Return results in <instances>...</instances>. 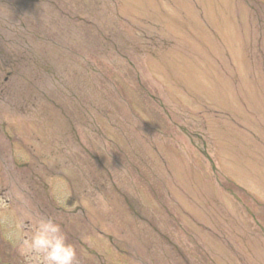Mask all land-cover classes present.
<instances>
[{
  "label": "rangeland",
  "instance_id": "1",
  "mask_svg": "<svg viewBox=\"0 0 264 264\" xmlns=\"http://www.w3.org/2000/svg\"><path fill=\"white\" fill-rule=\"evenodd\" d=\"M40 219L74 264H264V0H0V264Z\"/></svg>",
  "mask_w": 264,
  "mask_h": 264
},
{
  "label": "clouds",
  "instance_id": "2",
  "mask_svg": "<svg viewBox=\"0 0 264 264\" xmlns=\"http://www.w3.org/2000/svg\"><path fill=\"white\" fill-rule=\"evenodd\" d=\"M26 255L37 264H74L75 248L67 243L61 227L50 219L36 222L32 235L24 241Z\"/></svg>",
  "mask_w": 264,
  "mask_h": 264
}]
</instances>
